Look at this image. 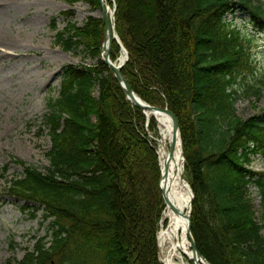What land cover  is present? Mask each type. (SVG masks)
Segmentation results:
<instances>
[{"label":"trees","instance_id":"16d2710c","mask_svg":"<svg viewBox=\"0 0 264 264\" xmlns=\"http://www.w3.org/2000/svg\"><path fill=\"white\" fill-rule=\"evenodd\" d=\"M148 1L153 29L138 41L130 0H106L116 5V30L129 53L123 75L144 100L168 106L178 119L198 249L211 264H264V173L249 168L251 155L264 149V114L243 119L236 108L241 91L264 97V73H257L254 36L227 19L246 9L250 24L264 32V2ZM104 37V19L94 17L56 35L66 51L85 46L98 65L64 66L59 94L48 98L44 116L49 165L41 171L20 160L23 175L7 180L12 196L40 204L52 221L49 241L39 239L20 261L6 264H135L138 258L163 264L160 171L149 135L157 123L127 99L103 63ZM120 54L114 41L112 60ZM103 121L113 132L109 156L99 147ZM251 185L261 197L260 219Z\"/></svg>","mask_w":264,"mask_h":264},{"label":"rangeland","instance_id":"374dc122","mask_svg":"<svg viewBox=\"0 0 264 264\" xmlns=\"http://www.w3.org/2000/svg\"><path fill=\"white\" fill-rule=\"evenodd\" d=\"M149 5L148 0H130L129 23L138 41L153 29ZM103 14L102 6L86 0L75 3L71 0H0V264H6L10 258L17 263L39 239H51L52 220L45 218L44 209L38 203L12 196L7 191V180L23 175L20 160L41 171L48 167L46 153L51 139L44 126L46 103L49 97L59 94L64 66L98 65L99 57L93 58L85 46L64 50L56 41L57 33L72 23L84 27L91 17L103 19ZM227 19L254 36L253 57L259 67L258 76L261 75L264 73V32L250 24L246 9L229 12ZM241 94L236 104L238 115L243 119L261 117L264 97L256 100L242 91ZM94 96H99L98 87ZM111 129L103 121L99 147L107 156L115 150L108 148L113 144ZM149 135L152 136L151 132ZM251 159L249 168L264 173V149L252 154ZM5 166L8 170L2 176ZM250 192L260 219L261 197L257 187L251 185ZM159 258L162 259L161 254ZM135 264L150 263L147 258H138Z\"/></svg>","mask_w":264,"mask_h":264},{"label":"bare ground","instance_id":"6f19581e","mask_svg":"<svg viewBox=\"0 0 264 264\" xmlns=\"http://www.w3.org/2000/svg\"><path fill=\"white\" fill-rule=\"evenodd\" d=\"M106 0H103L104 6ZM112 9H108L110 12ZM1 22V20H0ZM0 23V32L2 31ZM115 33V29L110 30ZM110 33H107V41ZM125 59L120 55L117 63ZM147 116L157 121V133L151 132V143L156 151L159 167L164 174L169 171L164 187L168 194L169 206L163 202L159 231L157 234L158 248L164 264H197L192 255V240L188 234V213L192 205V191L184 176V154L182 143L178 137L175 152L170 156L173 139L172 121L167 113L150 112ZM183 142V141H182ZM170 158V163L167 160ZM198 264H202L198 262ZM207 264V263H206Z\"/></svg>","mask_w":264,"mask_h":264},{"label":"water","instance_id":"95a60500","mask_svg":"<svg viewBox=\"0 0 264 264\" xmlns=\"http://www.w3.org/2000/svg\"><path fill=\"white\" fill-rule=\"evenodd\" d=\"M100 2L102 4L103 10H104L103 19H104L105 31H106L105 38H104L103 45H102V53H101L102 61L105 65H107L110 69H112V71L115 75V78L117 79L119 85L124 90V92L127 96V99H129L132 103H134L135 105L142 108L146 115H147V110H148V111L154 112V113L155 112L167 113L171 117L173 139H172L171 147H170V156H172V154L175 152L176 147H177L178 137L182 143V149H183V142H182V136H181V131H180L178 119H177L176 115L169 109L168 106L162 107V106H158V105L149 104L140 95H138V93H136V91H134L132 89L128 80L126 79V77L123 75V73L121 71L122 67L124 66V64L129 59V53H128V50L125 48V46L122 44L121 39L118 36L117 30H116V22H115L116 6H114V9L109 12L108 8L106 6H104L103 0H100ZM111 29H115V33H112L110 31ZM107 33H110V37H109L108 41H107ZM114 40H116L118 42V44L122 48V53L125 54V59L119 63H117V60L113 61L111 59V49H112V45H113ZM122 53H121V55H122ZM119 59H120V57H119ZM183 158L185 159L184 156H183ZM169 163H170V158L167 160V164H169ZM159 171H160V190L162 193V198H163L164 204L169 206L170 202L168 201V199L166 197L168 192H167L166 188L163 186L164 181L168 178L169 171H167V173L164 174L160 167H159ZM190 187H191V185H190ZM191 191H192V200H193L195 194H194L192 187H191ZM191 212H192V205H191L189 213H188V234L190 235L191 240H192L193 259L197 264H198V262H201L202 264H206V263L211 264L210 261L206 257H204L203 254L198 249L197 243L195 241L192 230L190 228Z\"/></svg>","mask_w":264,"mask_h":264}]
</instances>
